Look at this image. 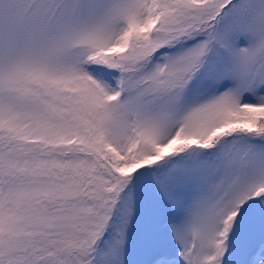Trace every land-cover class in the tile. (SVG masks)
<instances>
[{
    "label": "snow or ice",
    "instance_id": "6c2138e0",
    "mask_svg": "<svg viewBox=\"0 0 264 264\" xmlns=\"http://www.w3.org/2000/svg\"><path fill=\"white\" fill-rule=\"evenodd\" d=\"M0 264H264V0H0Z\"/></svg>",
    "mask_w": 264,
    "mask_h": 264
}]
</instances>
